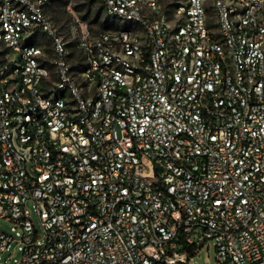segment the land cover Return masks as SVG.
<instances>
[{
    "label": "built area",
    "instance_id": "obj_1",
    "mask_svg": "<svg viewBox=\"0 0 264 264\" xmlns=\"http://www.w3.org/2000/svg\"><path fill=\"white\" fill-rule=\"evenodd\" d=\"M100 1L0 0V264H264V0Z\"/></svg>",
    "mask_w": 264,
    "mask_h": 264
},
{
    "label": "rangeland",
    "instance_id": "obj_2",
    "mask_svg": "<svg viewBox=\"0 0 264 264\" xmlns=\"http://www.w3.org/2000/svg\"><path fill=\"white\" fill-rule=\"evenodd\" d=\"M47 13L52 18L58 32L65 40L72 37L71 25L77 18L89 23L90 29L93 31L119 26V22L109 16L103 3L100 0H48ZM182 0H160L162 7L169 11L175 4ZM100 11V15L98 12ZM107 22L106 25L103 23ZM126 25L125 22H121ZM39 42L47 43L48 49L51 51L49 56L53 55V40L46 35H41ZM28 206L31 209V216L35 224L40 227V220L37 212L33 207V203L29 202ZM13 224L5 219L0 218V228L9 233H15L12 230ZM22 257V250L19 248L18 242H13L8 250L0 255V263L6 260L15 262ZM190 264H218L217 249L214 240H209L203 248L193 256Z\"/></svg>",
    "mask_w": 264,
    "mask_h": 264
},
{
    "label": "trees",
    "instance_id": "obj_3",
    "mask_svg": "<svg viewBox=\"0 0 264 264\" xmlns=\"http://www.w3.org/2000/svg\"><path fill=\"white\" fill-rule=\"evenodd\" d=\"M100 15V11L98 12V15L97 16H99ZM107 24V22H105V23H103V25H106Z\"/></svg>",
    "mask_w": 264,
    "mask_h": 264
}]
</instances>
